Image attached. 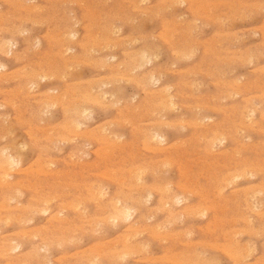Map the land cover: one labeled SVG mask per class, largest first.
Wrapping results in <instances>:
<instances>
[{"label": "rangeland", "instance_id": "rangeland-1", "mask_svg": "<svg viewBox=\"0 0 264 264\" xmlns=\"http://www.w3.org/2000/svg\"><path fill=\"white\" fill-rule=\"evenodd\" d=\"M66 1L0 0V264H264V0Z\"/></svg>", "mask_w": 264, "mask_h": 264}, {"label": "bare ground", "instance_id": "bare-ground-1", "mask_svg": "<svg viewBox=\"0 0 264 264\" xmlns=\"http://www.w3.org/2000/svg\"><path fill=\"white\" fill-rule=\"evenodd\" d=\"M17 1H18V0H17ZM65 1H66V0H65ZM108 1H109V0H108ZM172 1H173V0H172ZM176 1H177V0H176ZM180 1H181V0H179V2H180ZM222 1H223V0H222ZM222 1H221V2H222ZM20 2H21V1H20ZM34 2H35V1H34ZM54 2H55V1H54ZM66 2H67V1H66ZM80 2H81V0H80ZM83 2H84V1H83ZM136 2H137V1H136ZM140 2H141V0H140ZM181 2H182V1H181ZM192 2L194 3V1H192ZM30 3H31V2H30ZM96 3H97V2H96ZM103 3H104V1H103ZM134 3H135V2H134ZM142 3H143V2H142ZM177 3H178V2H177ZM182 3H184V2H182ZM222 3H223V2H222ZM222 3H221V4H222ZM76 4H78V3H76ZM98 4H99V3H98ZM105 4H106V3H105ZM122 4L124 5V3H122ZM172 4H173V3H172ZM172 4H171V5H172ZM174 4H175V2H174ZM218 4H220L219 1H218ZM263 4H264V3H263ZM58 5H59V4H58ZM62 5H63V4H62ZM95 5H96V4H95ZM101 5H102V4H101ZM138 5H139V4H138ZM138 5H137V6H138ZM165 5H166V4H165ZM168 5H169V4H168ZM171 5H169V6H170L171 8H174V7H172ZM213 5H214V2H213ZM216 5H217V3H216ZM77 6H79V5H77ZM258 6H259V5H258ZM262 6H263V5H262ZM34 7H35V6H34ZM88 7H89V5H88ZM160 7H161V6H160ZM215 7H216V6H215ZM45 8H46V7H45ZM68 8H69V7H68ZM83 8H85V7H83ZM208 8H209V7H208ZM228 8H229V7H228ZM251 8H252V7H251ZM30 9H31V7H30ZM37 9H38V8H37ZM168 9H169V8H168ZM168 9H167V10H168ZM142 10H143V9H142ZM145 10H147V9H145ZM145 10H143V11H145ZM151 10H152V9H151ZM163 10H164V9H163ZM165 10H166V9H165ZM173 10H174V9H173ZM214 10H215V8H214ZM246 10H248V9H246ZM255 10H256V9H255ZM259 10H260V8H259ZM33 11H34V9H33ZM95 11H96V10H95ZM107 11H108V10H107ZM119 11H120V10H119ZM205 11H206V10H205ZM145 12H147V11H145ZM93 13H94V10H93ZM168 13H169V12H168ZM255 13H256V12H255ZM13 14H14V13H13ZM91 14H92V13H91ZM98 14H99V13H98ZM136 14H137V13H136ZM256 14H257V13H256ZM7 15H8V14H7ZM37 15H38V14H37ZM73 15H74V14H73ZM204 15H205V14H204ZM225 15H226V14H225ZM249 15H250V14H249ZM0 16H1V15H0ZM5 16H6V15H5ZM145 16H146V15H144V17H145ZM152 16H153V14H152ZM155 16H156V15H155ZM181 16H182V15H181ZM213 16H214V15H213ZM220 16H221V15H220ZM233 16H234V14H233ZM259 16H260V15H259ZM73 17H74V16H73ZM95 17H97V15H95ZM98 17H99V15H98ZM103 17H104V15H103ZM137 17H139V16H137ZM215 17H216V16H215ZM234 17H235V16H234ZM244 17H245V15H244ZM75 18H76V17H75ZM83 18H85V17H83ZM109 18H110V17H109ZM154 18H155V17H154ZM213 18H214V17H213ZM229 18H230V17H229ZM0 19H1V18H0ZM69 19H70V18H69ZM99 19H100V18H99ZM138 19H139V18H138ZM211 19H212V18H211ZM82 20H84V19H82ZM88 20H89V19H88ZM119 20H120V19H119ZM204 20H205V19H204ZM207 20H208V19H207ZM214 20H216V18H215ZM219 20H220V19H219ZM226 20H227V19H226ZM226 20H225V21H226ZM250 20H251V19H250ZM2 21H3V20H2ZM19 21H20V19H19ZM51 21H52V20H51ZM51 21H50V22H51ZM72 21H73V20H72ZM72 21H71V22H72ZM135 21H137V20H135ZM150 21H151V20H150ZM240 21H241V20H240ZM59 22H60V21H59ZM94 22H95V21H94ZM101 22H103V21H101ZM104 22H105V21H104ZM127 22H128V21H127ZM133 22H134V21H133ZM138 22H139V20L137 21V23H138ZM42 23H43V22H41V24H42ZM121 23H122V22H121ZM131 23H132V22H131ZM148 23H149V22H148ZM174 23H175V22H174ZM195 23H196V22H195ZM219 23H220V21H219ZM221 23H222V22H221ZM228 23H229V22H228ZM33 24H34V23H33ZM76 24H77V23H76ZM98 24H99V23H98ZM98 24H97V25H98ZM24 25H25V24H24ZM31 25H32V24H31ZM78 25H79V24H78ZM117 25H118V27H119V24H117ZM124 25H125V24H124ZM179 25H180V24H179ZM220 25H221V24H220ZM17 26H18V25H17ZM89 26H90V25H89ZM98 26H99V25H98ZM101 26H102V25H101ZM107 26H108V25H107ZM111 26H112V24H111ZM115 26H116V24H115ZM180 26H181V25H180ZM85 27H87V26H85ZM92 27H93V26H92ZM116 27H117V26H116ZM116 27H115V28H116ZM177 27H178V26H177ZM205 27H206V26H205ZM67 28H68V27H67ZM72 28H73V27H72ZM110 28H111V27H110ZM110 28H108V29H110ZM135 28H136V26H135ZM181 28H182V26H181ZM191 28H192V27H191ZM226 28H227V27H226ZM228 28H229V27H228ZM232 28H233V27H232ZM18 29H19V28H18ZM85 29H86V28H85ZM88 29H89V28H88ZM111 29H112V28H111ZM116 29H117V28H116ZM116 29H114V31H115ZM230 29H231V28H230ZM249 29H250V28H249ZM254 29H255V28H254ZM28 30H29V29H28ZM28 30H27V31H28ZM134 30H135V29H134ZM138 30H139V29H138ZM222 30H223V29H222ZM67 31H68V30H67ZM86 31H87V30H86ZM242 31H243V30H242ZM48 32H49V31H48ZM69 32H72V31H69ZM112 32H113V31H112ZM120 32H121V31H120ZM136 32H137V31H136ZM161 32H162V31H161ZM251 32H252V31H251ZM64 33H66V32H64ZM93 33H94V32H93ZM102 33H103V32H102ZM106 33H107V32H106ZM118 33H119V32H118ZM121 33H122V32H121ZM170 33H171V32H170ZM170 33H169V34H170ZM186 33H187V32H186ZM200 33H201V32H200ZM68 34H69V33H68ZM72 34H73V36H72V35H71V36L74 38V37H75V36H74V35H75L74 32H73ZM76 34H77V33H76ZM111 34H112V33H111ZM114 34H115V33H114ZM116 34H117V32H116ZM132 34H133V33H132ZM134 34H135V33H134ZM65 35H66V34H65ZM94 35H95V34H94ZM94 35H93V36H94ZM100 35H101V33H100ZM156 35H157V34H156ZM213 35H214V34H213ZM71 36H70V38H71ZM93 36H92V37H93ZM111 36H112V35H111ZM139 36H140V35H139ZM158 36H159V35H158ZM161 36H162V34H161ZM201 36H202V35H201ZM234 36H235V35H234ZM68 37H69V36H68ZM112 37H114V36H112ZM129 37H130V35H129ZM136 37H137V36H136ZM142 37H143V36H142ZM165 37H166V35H165ZM236 37H237V36H236ZM94 38H95V37H94ZM122 38H123V37H122ZM168 38H169V37H168ZM172 38H173V37H172ZM71 39H72V38H71ZM109 39H110V38H108V40H109ZM123 39H124V38H123ZM160 39H161V38H160ZM166 39H167V38H166ZM170 39H171V38H170ZM219 39H220V38H219ZM58 40H59V39H58ZM117 40H118V39H117ZM134 40H135V39H134ZM162 40H163V39H162ZM172 40H173V39H172ZM209 40H210V39H209ZM92 41H93V40H92ZM94 41H96V40H94ZM104 41H105V40H104ZM177 41H178V40H177ZM229 41H230V40H229ZM108 42H109V41H108ZM119 42H120V41H119ZM165 42H166V41H165ZM165 42H164V43H165ZM62 43H63V42H62ZM75 43H77V42H75ZM92 43H94V42H92ZM103 43H104V42H103ZM111 43H112V41H111ZM115 43H116V42H115ZM117 43H118V42H117ZM170 43H171V42H170ZM5 44H8V42H5L4 45H5ZM35 44H36V43H35ZM37 44H38V43H37ZM79 44H80V43H79ZM99 44H100V43H99ZM104 44H105V43H104ZM113 44H114V43H113ZM119 44H120V43H119ZM127 44H128V43H127ZM218 44H219V42H218ZM11 45H12V43H11ZM121 45H122V44H121ZM130 45H132V44L130 43ZM134 45H135V43H134ZM215 45H217V44H215ZM215 45H214V46H215ZM8 46H9V45H8ZM71 46H72V45H71ZM98 46H99V45H98ZM109 46H110V45H109ZM143 46H144V45H143ZM143 46H142V47H143ZM2 47H3V46H2ZM5 47H6V46H5ZM5 47H4V48H5ZM107 47H108V46H107ZM111 47H112V46H111ZM115 47H116V46H115ZM117 47H118V46H117ZM119 47H120V46H119ZM125 47H126V46H125ZM229 47H230V46H229ZM97 48H99V47H97ZM129 48H130V47H129ZM64 49H65V48H64ZM64 49H63V50H64ZM85 49H86V48H85ZM91 49H92V48H91ZM95 49H96V48H95ZM111 49H112V48H111ZM159 49H160V48H159ZM229 49H230V48H229ZM69 50H70V49H69ZM155 50H156V49H155ZM2 51H3V50H2ZM4 51H5V50H4ZM65 51H66V50H65ZM93 51H94V50H93ZM101 51H102V50H101ZM107 51H108V50H107ZM109 51H110V50H109ZM140 51H141V48H140ZM190 51H191V50H190ZM215 51H216V50H215ZM27 52H28V51H27ZM130 52H131V51H130ZM137 52H138V51H137ZM141 52H142V51H141ZM58 53H59V52H58ZM58 53H57V54H58ZM87 53H88V51H87ZM89 53H91V52H89ZM143 53H144V51H143ZM145 53H146V51H145ZM214 53H215V52H214ZM64 54H66V53H63V55H64ZM79 54H80V53H79ZM82 54H83V53H82ZM98 54H99V52H98ZM100 54H101V53H100ZM139 54H140V55L137 56L138 59L136 58L137 62H136V60H135V62H136L135 64H137V63L139 62L138 60H140L142 57H144V58H142V59H145V55H142V57L139 58V57L141 56V53H139ZM151 54H152V53H151ZM187 54H189V53H187ZM196 54H197V53H196ZM1 55H2V54H1ZM7 55H8V54H7ZM19 55H20V54H19ZM21 55H22V54H21ZM60 55H61V54H60ZM193 55H194V53H193ZM82 56H83V55H82ZM90 56H92V55H90ZM123 56H124V55H123ZM154 56H155V55H154ZM171 56H172V55H171ZM254 56H255V55H254ZM257 56H258V55H257ZM176 57H177V55H176ZM183 57H184V56H183ZM247 57H248V56H247ZM252 57H253V56H252ZM106 58H107V57H106ZM106 58H105V59H106ZM112 58H113V57H112ZM116 58H117V57H116ZM134 58H135V56H134ZM152 58H153V57H152ZM172 58H173V57H172ZM185 58H186V57H185ZM189 58H190V57H189ZM189 58H188V59H189ZM232 58H233V57H232ZM258 58H259V57H258ZM103 59H104V58H103ZM142 59H141V60H142ZM148 59H150V55L148 56ZM148 59H147V61H149ZM178 59H179V57H178ZM254 59H255V58H254ZM106 60H107V59H106ZM145 60H146V59H145ZM145 60H143V61H145ZM153 60H154V59H153ZM182 60H183V59H182ZM242 60H243V59H242ZM245 60H246V58H245ZM258 60H259V59H258ZM258 60H257V61H258ZM76 61H77V60H76ZM95 61H97V60H95ZM108 61H109V60H108ZM126 61H127V60H126ZM147 61H145V62H143V63H146ZM154 61H155V60H154ZM157 61H158V60H157ZM183 61H184V60H183ZM83 62H84V61H83ZM91 62H93V61H91ZM103 62H104V61H103ZM140 62H142V61H140ZM223 62H224V61H223ZM76 63H77V62H76ZM84 63H85V62H84ZM147 63H148V62H147ZM153 63H154V62H153ZM177 63H178V62H177ZM182 63H183V62H182ZM242 63H243V62H242ZM104 64H105V63H104ZM221 64H222V63H221ZM2 65H3V64H2ZM2 65H0V70H4V69H5V67L2 66ZM12 65H13V64H12ZM71 65H72V64H71ZM76 65H78V64H76ZM118 65H119V64H118ZM131 65H132V64H131ZM133 65H134V64H133ZM171 65H172V64H171ZM228 65H229V64H228ZM66 66H67V65H66ZM96 66H97V65H96ZM136 66H137V65H136ZM136 66H133V68L136 67ZM140 66H142V64H141ZM249 66H250V65H249ZM30 67H31V66H30ZM73 67H74V66H73ZM89 67H90V66H89ZM119 67H120V66H119ZM137 67L139 68V65H138ZM137 67H136V68H137ZM240 67H241V64H240ZM76 68H77V66H76ZM78 68H79V67H78ZM90 68H91V67H90ZM96 68H98V67H96ZM102 68H103V66H102ZM141 68H142V67H141ZM21 69H22V68H21ZM80 69H81V67H80ZM134 69H135V68H134ZM5 70H6V69H5ZM5 70H4V71H5ZM121 70H122V69H121ZM138 70H139V69H138ZM70 71H71V70H70ZM70 71H68V72H70ZM72 71H73V70H72ZM96 71H97V69H96ZM123 71H124V70H123ZM139 71H140V70H139ZM214 71H215V70H214ZM76 72H77V69H76ZM130 72H131V71H130ZM157 72H158V71H157ZM18 73H19V72H18ZM122 73H123V72H122ZM122 73H120V74H122ZM154 73H155V72H154ZM154 73L152 72L151 74H154ZM5 74H6V73H5ZM37 74H38V73H37ZM61 74H62V73H61ZM61 74H60L59 76H61ZM145 74H146V73H145ZM156 74H157V73H156ZM164 74H167V73H163V75H164ZM193 74H194V73H193ZM208 74H209V72H208ZM231 74H232V73H231ZM31 75H32V74H31ZM39 75H40V73H39L37 76H39ZM44 75H45V74H44ZM67 75H68V74H67ZM67 75H66V76H67ZM69 75H70V74H69ZM77 75H78V74H77ZM12 76H13V75H12ZM12 76H11V77H12ZM29 76H30V74H29ZM47 76H48V75H47ZM62 76H63V75H62ZM91 76H92V75H91ZM120 76H122V75H120ZM130 76H131V75H129V77H130ZM136 76H137V75H136ZM188 76H189V75H188ZM206 76H207V75H206ZM225 76H226V75H225ZM22 77H23V76H22ZM30 77H31V76H30ZM45 77H46V75H45ZM73 77H74V76H73ZM79 77H80V76H79ZM103 77H104V76H103ZM111 77H112V76H111ZM117 77H118V76H117ZM126 77H127V76H126ZM150 77H151V75H150ZM193 77H194V76H193ZM229 77H230V76H229ZM240 77H241V76H240ZM34 78H35V77H34ZM39 78H41V77H39ZM46 78H47V77H46ZM58 78H59V77H58ZM64 78H65V77H64ZM64 78H63V79H64ZM66 78H68V77H66ZM70 78H71V77H70ZM105 78H106V77H105ZM108 78H109V77H108ZM119 78H120V77H119ZM148 78H149V77H148ZM152 78H154V76H153ZM226 78H227V77H226ZM9 79H10V78H9ZM44 79H45V78H44ZM92 79H93V78H92ZM122 79L125 80V78H122ZM126 79H128V78H126ZM150 79H151V78H149V80H148L149 82H148V83H150V81L153 80V79H151V80H150ZM154 79H155V78H154ZM16 80H17V79H16ZM33 80H34V79H33ZM89 80H90V79H89ZM103 80H104V79H103ZM115 80H116V79H115ZM115 80H114V81H115ZM128 80H129V79H128ZM134 80H135V79H134ZM144 80H145V79H144ZM160 80H161V79H160ZM8 81H10V80H8ZM35 81H36V80H35ZM42 81H43V80H42ZM100 81H101V80H100ZM109 81H110V78H109ZM136 81H137V80H136ZM155 81H156V80H155ZM155 81H154V82H155ZM157 81H158V78H157ZM12 82H13V81H12ZM36 82H37V81H36ZM46 82H47V80H46ZM80 82H81V81H80ZM80 82H79V83H80ZM91 82H92V81H91ZM124 82H125V81H124ZM160 82H161V81H160ZM160 82H159V83H160ZM186 82H187V81H186ZM32 83H33V82H32ZM39 83H40V81H39ZM73 83H74V82H73ZM79 83H78V84H79ZM99 83H100V82H99ZM120 83H121V82H120ZM129 83H130V82H129ZM192 83H193V81H192ZM196 83H197V82H196ZM29 84H30V83H29ZM29 84H28V85H29ZM116 84H117V82H116ZM116 84H115V85H116ZM188 84H189V83H188ZM30 85H31V84H30ZM34 85H35V84H34ZM37 85H38V84H37ZM39 85H40V84H39ZM103 85H104V83H103ZM103 85H102V86H103ZM118 85H119V83H118ZM118 85H116V86H118ZM150 85H151V83H150ZM150 85H149V86H150ZM154 85H155V84H154ZM184 85H185V84H184ZM190 85H191V84H190ZM106 86H107V85H106ZM119 86H120V85H119ZM119 86H118V87H119ZM192 86H193V85H192ZM206 86H207V85H206ZM88 87H89V86H88ZM88 87H87V88H88ZM118 87H117V88H118ZM237 87H238V86H237ZM90 88H91V87H90ZM90 88H89V89H90ZM161 88H163V87H161ZM168 88H169V87H168ZM189 88H190V86H189ZM214 88H215V87H214ZM16 89H18V88H16ZM30 89H31V87H30ZM35 89H36V88H35ZM54 89H55V88H54ZM119 89H121V88H119ZM158 89H159V88H158ZM165 89H166V88H165ZM217 89H218V88H217ZM19 90H20V89H19ZM47 90H48V89H47ZM75 90H76V89H75ZM90 90H91V89H90ZM161 90H163V89H161ZM77 91H78V90H77ZM92 91H93V90H92ZM92 91H91V93H92ZM119 91H120V90H119ZM49 92H51V91H49ZM87 92H90V91H87ZM114 92H115V91H114ZM114 92H113V93H114ZM162 92H164V91H162ZM166 92H167V91H165V94H166ZM192 92H193V91H192ZM197 92H198V91H197ZM46 93H47V92H46ZM79 93H80V92H79ZM159 93H160V90H159ZM193 93H194V92H193ZM14 94H15V93H14ZM48 94H49V93H48ZM61 94H63V93H61ZM103 94H104V93H103ZM234 94H235V93H234ZM240 94H241V93H240ZM74 95H75V94H74ZM91 95H92V94H91ZM97 95H98V94H97ZM112 95H113V94H112ZM228 95H229V94H228ZM237 95H238V94H237ZM245 95H246V94H245ZM263 95H264V94H263ZM59 96H60V95H59ZM95 96H96V95H95ZM99 96H100V94H99ZM107 96H108V95H107ZM164 96H166V95H164ZM185 96H186V95H185ZM258 96H259V95H258ZM97 97H98V96H97ZM134 97H135V96H134ZM162 97H163V95H162ZM172 97H173V96H172ZM247 97H248V96H247ZM252 97H253V96H252ZM74 98H75V96H74ZM113 98H114V97H113ZM174 98H175V97H174ZM259 98H260V97H259ZM259 98H258V99H259ZM263 98H264V97H263ZM79 99H80V98H79ZM110 99H111V98H110ZM163 99H165V98H163ZM166 99H167V98H166ZM170 99H171V98H169L168 101H170ZM218 99H220V98H218ZM231 99H232V98H231ZM260 99H261V98H260ZM97 100H98V99H97ZM97 100H95V101H97ZM100 100H102V99H100ZM100 100H99V102H100ZM105 100H106V99H105ZM119 100H120V99H119ZM132 100H133V99H132ZM181 100H182V99H181ZM211 100H212V99H211ZM245 100H248V99H245ZM81 101H82V100H81ZM168 101H167V102H168ZM214 101H215V100H214ZM225 101H226V100H225ZM250 101H251V100H250ZM250 101H248V102H250ZM262 101H263V100H262ZM79 102H80V101H79ZM104 102H105V101H104ZM125 102H126V101H125ZM171 102H172V101H171ZM218 102H219V101H218ZM220 102H221V101H220ZM5 103H6V102H5ZM8 103H9V102H8ZM46 103H47V101H46ZM59 103H60V102H59ZM168 103H169V102H168ZM205 103H206V102H205ZM251 103H252V102H251ZM9 104H10V103H9ZM82 104H83V103H82ZM96 104H97V103H96ZM106 104H107V103H106ZM112 104L114 105V103H112ZM169 104L171 105V103H169ZM172 104H173V103H172ZM253 104H254V103H253ZM99 105H100V104H99ZM104 105H105V104H104ZM107 105H109V104H107ZM107 105H106V106H107ZM110 105H111V104H110ZM49 106H50V105H49ZM77 106H78V105H77ZM106 106H105V107H106ZM138 106H139V104H138ZM138 106H136V107H138ZM258 106H259V105H258ZM260 106H261V104H260ZM50 107H51V106H50ZM50 107H48V108H50ZM102 107H103V103H102ZM110 107H112V106H110ZM255 107H256V106H255ZM255 107H254V108H255ZM28 108H29V107H28ZM54 108H55V107H54ZM82 108H83V107H82ZM114 108H115V107H114ZM141 108H142V107H141ZM159 108H160V107H159ZM159 108H158V109H159ZM163 108H164V107H163ZM179 108H180V107H179ZM198 108H199V107H198ZM73 109H75V108H73ZM84 109H85V108H84ZM150 109H151V108H150ZM158 109H157V110H158ZM168 109H169L170 111H168V110H167V111H168L169 113H171V108L168 107ZM172 109H173V108H172ZM45 110H46V109H45ZM52 110H53V109H52ZM128 110H129V109H128ZM136 110H137V109H136ZM200 110H201V109H199V111H200ZM207 110H208V109H207ZM218 110H219V109H218ZM82 111H83V110H82ZM164 111H165V110H164ZM172 111H173V110H172ZM188 111H189V110H188ZM245 111H246V110H244V112H245ZM45 112H46V111H45ZM49 112H50V110H49ZM51 112H52V111H51ZM51 112H50V113H51ZM73 112H74V111H73ZM76 112H77V111H76ZM79 112H81V110H80V111L78 110V113H79ZM83 112H85V111H83ZM152 112H154V111H152ZM162 112H163V110H162ZM205 112H207V111H205ZM246 112L248 113V111H246ZM252 112H253V111H252ZM86 113H87V112H86ZM163 113H164V112H163ZM216 113H217V112H216ZM233 113H234V112H233ZM250 113H251V111H250ZM80 114H82V113H79V115H80ZM160 114H161V113H160ZM166 114H167V113H166ZM193 114H194V113H193ZM245 114H246V113H245ZM248 114H249V113H248ZM248 114H247V116H248ZM253 114H254V113H253ZM23 115H24V114H23ZM23 115H22V116H23ZM68 115H69V113H68ZM79 115H77V116H79ZM84 115H85V114H84ZM87 115H88V114H87ZM151 115H152V114H151ZM161 115H162V114H161ZM161 115H160V116H161ZM195 115H196V114H195ZM250 115H251V114H250ZM4 116H5V115H4ZM56 116H57V115H56ZM70 116H71V115H70ZM132 116H133V115H132ZM158 116H159V114H158ZM247 116H245V117H247ZM259 116H260V115H259ZM43 117H44V116H43ZM51 117H52V116H51ZM68 117H69V116H68ZM75 117H76V116H75ZM90 117H91V115H90ZM145 117H146V116H145ZM148 117H149V116H148ZM148 117H147V118H148ZM161 117H162V116H161ZM165 117H166V116H165ZM165 117H164V118H165ZM180 117H181V116H180ZM183 117H184V115H183ZM192 117H193V116H192ZM192 117H191V118H192ZM194 117H195V116H194ZM250 117H251V116H250ZM40 118H41V117H40ZM44 118H45V117H44ZM85 118H86V116H85ZM204 118H205V117H204ZM210 118H211V117H210ZM247 118H249V117H247ZM260 118H261V117H260ZM49 119H51V118H49ZM70 119H71V117H70ZM90 119H91V118H90ZM144 119H145V118H144ZM144 119H143V120H144ZM174 119H175V118H174ZM42 120H44V119L42 118ZM195 120H196V119H195ZM125 121H126V120H125ZM158 121H159V120H158ZM160 121H161V120H160ZM160 121H159V122H160ZM176 121H177V120H176ZM180 121H181V120H180ZM226 121H228V120H226ZM251 121H252V120H251ZM78 122H79V121H78ZM114 122H115V121H114ZM114 122H113V123H114ZM117 122H119V121H117ZM177 122H178V121H177ZM182 122H183V121H182ZM185 122H186V121H185ZM193 122H194V121H193ZM242 122H243V121H242ZM10 123H11V122H10ZM49 123H50V122H49ZM74 123H75V122H74ZM107 123H108V122H107ZM151 123H152V122H151ZM151 123H150V124H151ZM161 123H162V122H161ZM161 123H160V124H161ZM173 123H174V122H173ZM188 123H189V122H188ZM222 123H223V122H222ZM28 124H29V123H28ZM72 124H73V123H72ZM75 124H76V123H75ZM86 124H87V123H86ZM108 124L111 125L110 123H108ZM114 124H116V123H114ZM114 124H113V125H114ZM144 124H148V123L145 122ZM169 124H170V123H169ZM174 124H175V123H174ZM180 124H181V123H180ZM201 124H202V123H201ZM211 124H212V123H211ZM220 124H221V123H220ZM46 125H47V124H46ZM48 125H49V124H48ZM70 125H71V124H70ZM113 125H112V126H113ZM123 125H124V124H123ZM162 125H163V124H162ZM182 125H183V124H182ZM192 125H193V124H192ZM214 125H215V124H214ZM242 125H243V124H242ZM3 126H5V125H3ZM156 126H157V125H156ZM172 126H174V125H172ZM175 126H176V125H175ZM177 126H179V125H177ZM187 126H188V125H187ZM218 126H219V124H218ZM250 126H251V125H250ZM101 127H102V126H101ZM120 127H121V126H120ZM157 127H159V126H157ZM170 127H171V126H170ZM170 127H168V128H170ZM181 127H182V126H181ZM181 127H178V128H181ZM205 127H206V126H205ZM209 127H210V126H209ZM251 127H252V126H251ZM1 128H2V127H1ZM150 128H151V127H150ZM153 128H156V127H153ZM153 128H152V129H153ZM165 128H166V127H165ZM173 128H174V127H172V129H173ZM207 128H208V127H207ZM211 128H212V127H211ZM42 129H43V128H42ZM51 129H52V128H51ZM142 129H143V128H142ZM170 129H171V128H170ZM245 129H246V128H245ZM52 130H53V129H52ZM52 130H51V131H52ZM72 130H73V128H72ZM112 130H113V129H112ZM153 130H154V129H153ZM161 130H162V129H161ZM177 130H178V129H177ZM184 130H185V129H184ZM251 130H252V129H251ZM9 131H10V130H9ZM9 131H8V133L11 132V131H10V132H9ZM14 131H15V130H14ZM53 131H54V130H53ZM67 131H68V130H67ZM147 131H148V130H147ZM151 131H152V130H151ZM155 131H156V130H155ZM236 131H237V130H236ZM241 131H242V130H241ZM252 131H253V130H252ZM49 132H50V131H49ZM100 132H101V131H100ZM100 132H99V133H100ZM181 132H182V130H181ZM199 132H200V131H199ZM221 132H223V131H221ZM243 132H244V131H243ZM46 133H47V132H46ZM46 133H45V134H46ZM146 133H147V132H146ZM154 133H155L154 131H153V133H151V140H153V141H154V140H155V141L157 140V141H160V142H161V141L163 140V137L160 136V134H158V133H156V134H154ZM159 133H160V132H159ZM206 133H207V132H206ZM249 133H250V132H249ZM49 134H50V133H49ZM68 134H69V133H68ZM70 134H71V133H70ZM76 134H77V133H76ZM76 134H75V135H76ZM121 134H122V133H121ZM149 134H150V133H149ZM237 134H238V133H237ZM26 135H27V134H26ZM30 135H31V134H30ZM73 135H74V134H73ZM115 135H116V134H115ZM201 135H202V134H201ZM204 135H205V134H204ZM213 135H214V136H215V135L218 136L217 131H216L215 134H213ZM219 135H220V134H219ZM242 135H243V134H242ZM117 136H118V135H117ZM122 136H123V135H122ZM147 136H148V135H147ZM205 136H206V135H205ZM246 136H247V135H246ZM18 137H19V136H18ZM28 137H29V136H28ZM118 137H119V136H118ZM212 137H213V136H212ZM221 137H223V136H221ZM15 138H16V137H15ZM34 138H35V137H34ZM57 138H58V137H57ZM71 138H72V137H71ZM78 138H80V137H78ZM105 138H106V137H105ZM121 138H123V137H121ZM213 138H216V137H213ZM218 138H219V139H218ZM218 138H216V139H218L220 142L223 140V139L220 140V136H218ZM232 138H233V137H232ZM249 138H251V137H249ZM68 139H69V141H70V138H69V137H68ZM88 139H89V138H88ZM109 139H110V138H109ZM119 139H120V137H119ZM147 139H148V138H147ZM196 139L198 140V138H196ZM216 139H214V140H216ZM56 140H57V139H56ZM56 140H55V141H56ZM59 140H61V139H59ZM64 140H65V138H64ZM64 140H63V141H64ZM135 140H137V139L135 138ZM212 140H213V139H211L210 144H211ZM214 140H213V143L216 142V144H217V141H218V140H216L215 142H214ZM52 141H53V140H52ZM110 141H111V140H110ZM142 141H144V140H142ZM146 141H147V140H146ZM165 141H166V140H165ZM176 141H177V140H176ZM228 141H229V140H228ZM238 141H239V140H238ZM12 142H13V141H12ZM70 142H71V141H70ZM98 142H100V141L98 140ZM162 142H163V141H162ZM196 142H198V141H196ZM103 143H104V142H103ZM146 143H147V142H146ZM148 143H149V142H148ZM172 143H174V142H172ZM188 143H189V142H188ZM221 143H222V142H221ZM19 144H20V143H19ZM52 144H53V143H52ZM85 144H86V143H85ZM159 144H160V143H159ZM161 144H163V143H161ZM178 144H179V143H178ZM178 144H177V145H178ZM61 145H62V144H61ZM65 145H66V144H65ZM143 145H144V142H143ZM145 145H148V144H145ZM184 145H185V144H184ZM213 145H215V144H212V146H213ZM16 146L18 147V145H16ZM62 146H63V145H62ZM105 146H107V144H105ZM105 146H104V147H105ZM116 146H117V145H116ZM171 146H172V145H171ZM6 147H7V146H6ZM21 147H22V146H21ZM21 147H20V148H21ZM176 147H177V146H176ZM193 147H194V145H193ZM3 148H4V147H3ZM145 148H146V147H145ZM159 148H161V147L159 146ZM164 148H165V147H164ZM209 148H210V147H209ZM234 148H235V147H234ZM161 149H162V148H161ZM185 149H186V148H185ZM239 149H240V148H239ZM239 149H238V150H239ZM243 149H244V148H243ZM2 150H3V149H2ZM21 150H23V149H21ZM24 150H25V149H24ZM39 150H40V149H39ZM84 150H85V149H84ZM152 150H153V149H152ZM235 150H237V149H235ZM245 150H246V149H245ZM6 151H7V150H6ZM100 151H101V149H100ZM104 151H105V150H104ZM106 151H107V150H106ZM116 151H117V150H116ZM155 151H156V150H155ZM226 151H227V150H226ZM0 152H1V151H0ZM15 152H16V151H15ZM83 152H84V151H83ZM111 152H112V151H111ZM151 152H152V151H151ZM184 152H185V151H184ZM227 152H228V151H227ZM11 153H12V152H11ZM191 153H192V152H191ZM198 153H199V152H198ZM3 154H4V151H3V153H1V155H3ZM94 154H95V153H94ZM110 154L112 155V153H110ZM140 154H141V153H140ZM237 154H238V153H237ZM259 154H260V153H259ZM79 155H80V154H79ZM99 155H100V154H99ZM114 155H115V154H114ZM6 156H7V155H6ZM16 156H17V155H16ZM95 156H96V154H95ZM100 156H101V155H100ZM131 156H132V155H130V157H131ZM190 156H191V155H190ZM222 156H224V154H223ZM83 157H84V156H83ZM196 157H197V156H196ZM0 158H1V157H0ZM2 158H3V157H2ZM80 159H82V158H80ZM176 159H177V158H176ZM178 159H179V158H178ZM196 159H197V158H196ZM6 160H8V162H6ZM6 160H5V162L3 161V163H7L8 166H10L9 169L12 168L11 165H15V166H16V165L18 164V161H17V160H14L12 157L7 158ZM159 160H161V159H159ZM205 160H206V159H205ZM198 161H199V160H198ZM241 161H242V160H241ZM51 162H52V161H51ZM171 162H172V161H171ZM163 163H164V162H163ZM169 163H170V162H169ZM0 164H1V163H0ZM201 164H202V163H201ZM30 165H31V164H30ZM88 165H89V163H88ZM244 165H246V164H244ZM6 166H7V165H6ZM6 166H5V168H6ZM43 166H44V164H43ZM150 166H151V165H150ZM1 167H2V166H1ZM29 167H30V166H29ZM158 167H159V166H158ZM232 167H233V166H232ZM5 168H3V170H4ZM139 168H140V166H139ZM165 168H166V167H165ZM29 169H30V168H29ZM29 169H28L27 171H29ZM36 169H37V168H36ZM134 169H135V168H134ZM137 169H138V168H137ZM224 169H225V168H224ZM245 169H246V168H245ZM255 169H256V168H255ZM0 170H1V169H0ZM13 170H14V169H13ZM25 170H26V169H25ZM30 170H31V169H30ZM32 170H33V169H32ZM106 170H107V169H106ZM155 170H156V169H154V171H155ZM157 170H158V169H157ZM157 170H156V171H157ZM202 170H203V169H202ZM241 170H242V169H241ZM250 170H251V169H250ZM8 171H9V170H8ZM133 171H135V170H133ZM166 171H167V169H166ZM187 171H188V170H187ZM205 171H206V170H205ZM248 171H249V170H248ZM248 171H247V172H248ZM252 171H253V170H252ZM13 172H15V171H13ZM13 172H12V173H13ZM49 172H50V171H49ZM49 172H47V173H49ZM56 172H57V171H56ZM83 172H86V171H83ZM83 172H82V173H83ZM130 172H131V171H130ZM177 172H178V171H177ZM190 172H191V171H190ZM201 172H202V171H201ZM244 172H245V171H244ZM244 172H243V173H244ZM8 173H9V172H8ZM20 173H22V172H20ZM37 173H38V171H37ZM139 173H141V172H139ZM152 173H153V172H152ZM243 173H242V175H244ZM2 174H3V173H2ZM39 174H41V173H39ZM55 174H56V173H55ZM104 174H105V173H104ZM131 174H132V173H131ZM131 174H130V176H131ZM159 174H160V173H159ZM161 174H162V173H161ZM200 174H201V173H200ZM238 174H239V173H238ZM93 175H94V174H93ZM105 175H106V174H105ZM164 175H166V174L164 173ZM211 175H212V174H211ZM232 175H233V173H232ZM239 175H240V174H239ZM251 175H252V174H251ZM255 175H256V174H255ZM1 176H2V175H1ZM1 176H0V180H1ZM5 176L7 177V175H5ZM8 176H9V174H8ZM27 176H28V174H27ZM29 176H30V175H29ZM130 176H129V177H130ZM152 176H154V175H152ZM188 176H189V175H188ZM190 176H191V175H190ZM194 176H195V175H194ZM199 176H200V175H199ZM237 176H238V175H237ZM116 177H117V176H116ZM143 177H144V176H143ZM185 177H186V176H185ZM200 177H202V176H200ZM213 177H214V176H213ZM215 177H216V176H215ZM227 177H228V176H227ZM243 177H244V176H243ZM109 178H110V177H109ZM237 178H238V177H237ZM244 178H245V177H244ZM248 178H249V177H248ZM97 179H98V178H97ZM106 179H107V178H106ZM156 179H157V178H156ZM195 179H196V177H195ZM250 179H251V178H250ZM253 179H254V178H253ZM6 180H7V179H6ZM115 180H116V179H115ZM124 180H125V179H124ZM190 180H191V179H190ZM232 180H233V179H232ZM130 181H131V180H130ZM133 181H134V180H133ZM167 181H169V180H167ZM184 181H185V180H184ZM236 181H237V180H236ZM1 182H2V181H1ZM101 182H102V181H101ZM2 183H3V182H2ZM19 183H20V182H19ZM136 183H137V182H136ZM163 183L165 184V182H163ZM206 183H207V182H206ZM0 184H1V183H0ZM3 184H4V183H3ZM20 184H21V183H20ZM20 184H19V185H20ZM33 184H34V183H33ZM118 184H119V183H118ZM216 184H217V183H216ZM6 185H8L7 182H6ZM11 185H12V184H11ZM17 185H18V184H17ZM30 185H31V184H30ZM189 185H190V184H189ZM194 185H195V184H194ZM194 185H193V186H194ZM15 186H16V185H15ZM26 186H27V185H26ZM138 186H139V185H138ZM220 186H221V185H220ZM220 186H219V188H221ZM225 186H227V185H225ZM29 187H30V186H29ZM69 187H70V186H69ZM89 187H90V186H89ZM143 187H144V186H143ZM164 187H167L166 184L163 186V188H164ZM215 187H216V186H215ZM103 188H105V187H103ZM135 188H136V187H135ZM152 188H153V187H152ZM160 188H162V187H160ZM163 188H162V189H163ZM208 188H209V187H208ZM248 188H249V187H248ZM28 189H30V188H28ZM127 189H128V188H127ZM148 189H149V188H148ZM179 189H180V188H179ZM185 189H186V188H185ZM204 189H205V187H204ZM217 189H218V188H217ZM13 190H15V189H13ZM106 190H107V189H106ZM143 190H144V189H143ZM145 190H147V189H145ZM166 190H169V189H166ZM189 190H190V189H189ZM222 190H223V189H222ZM251 190H252V189H251ZM151 191H152V190H151ZM163 191H165V189H164ZM163 191H161V192H163ZM186 191H187V190H186ZM198 191H199V190H198ZM198 191H197V192H198ZM13 192H14V191H13ZM92 192H93V190H92ZM130 192H131V191H130ZM144 192H145V191H144ZM146 192L148 193V191H146ZM182 192H183V191H182ZM188 192H189V191H188ZM195 192H196V191H195ZM258 192H259V191H258ZM263 192H264V191H263ZM16 193H17V192H16ZM132 193H133V192H132ZM165 193H166V192H165ZM190 193H192V192H190ZM18 194H20V192H18ZM144 194L146 195V193H144ZM168 194H169V192H168ZM192 194H193V193H192ZM15 195H16V194H14V196H15ZM92 195H93V194H92ZM106 195H107V194H106ZM115 195H116V194H115ZM170 195H171V193H170ZM170 195L168 196V198L170 197ZM173 195H174V194H173ZM93 196H95V194H94ZM142 196H143V195H142ZM146 196H147V195H146ZM146 196H145V197H146ZM161 196H163V195H161ZM174 196H175V195H174ZM7 197H8V196H7ZM12 197H13V196H12ZM17 197H19V196H17ZM74 197H75V196H74ZM101 197H102V196H101ZM145 197H144V198H145ZM263 197H264V195H263ZM9 198H10V196H9ZM142 198H143V197H142ZM142 198H141V199H142ZM144 198H143V199H144ZM175 198H178V197H175ZM186 198H188V197H186ZM11 199H12V198H11ZM11 199H10V202L13 200V199H12V200H11ZM15 199H16V198H15ZM111 199H112V198H111ZM111 199H110L109 202H108L109 204H110V201L113 200V199H112V200H111ZM115 199H116V197L114 198V200H115ZM148 199L150 200V198H148ZM164 199H166V198H164ZM169 199H172V198H169ZM179 199H180V198H178L177 201H181V199H180V200H179ZM204 199H205V197H204ZM257 199H258V198H257ZM40 200H41V199H40ZM137 200H138V199H137ZM162 200H163V199H162ZM162 200H161V201H162ZM166 200H167V199H166ZM186 200H187V199H186ZM186 200H185V201H186ZM218 200H219V199H218ZM254 200H255V199H254ZM6 201H7V200H6ZM6 201H5V202H6ZM79 201H80V200H79ZM115 201H116V200H115ZM118 201L120 202L119 199H118ZM118 201H116V202H118ZM121 201H122V199H121ZM139 201H141V200H139ZM139 201H138V202H139ZM146 201H148V200H145V202H146ZM168 201H170L171 203H170V204H169V203H166V204H167V205H172L173 202H172L171 200H168ZM177 201H176V203H177ZM225 201H226V200H225ZM258 201H259V200H258ZM116 202H115V203H116ZM122 202H124V201H122ZM164 202H165V201H164ZM164 202H163V203H164ZM227 202H228V201H227ZM260 202H261V201H259L258 203H260ZM12 203H13V202H12ZM60 203H61V202H60ZM79 203H80V202H79ZM136 203H137V202H136ZM163 203H161V204H163ZM262 203H263V202H262ZM68 204H69V203H68ZM120 204H121V202H120ZM139 204H141V203H139ZM2 205H3V204H2ZM28 205H29V204H28ZM48 205H49V204H48ZM117 205H118V204L116 203V205H115L116 208H117ZM128 205H130V203H129V204L126 203V204L123 205V206H124V209H123L124 211H122V213L120 212L121 214H123V215L125 214V216L129 215V212H128L129 209H128V207H127ZM142 205H143V204H142ZM145 205H146V204H145ZM164 205H165V204H164ZM220 205H221V204H220ZM255 205H256V203H255ZM18 206H19V205H18ZM108 206H109V205H108ZM110 206H111V205H110ZM119 206H120V205H119ZM130 206H131V205H130ZM134 206H135V205H134ZM221 206H222V205H221ZM258 206H259V205H258ZM1 207H2V206H1ZM15 207H17V206L15 205ZM84 207H85V206H84ZM132 207H133V206H132ZM214 207H215V206H214ZM3 208H4V207H3ZM20 208H21V207H20ZM72 208H73V207H72ZM133 208H134V207H133ZM164 208H165V207H164ZM192 208H193V207H192ZM192 208H191V210H192ZM203 208H204V207H203ZM221 208H222V207H221ZM221 208H220V209H221ZM234 208H235V207H234ZM234 208H233V209H234ZM250 208H251V207H250ZM0 209H1V208H0ZM6 209H7V208H6ZM8 209H10V208H8ZM34 209H35V208H34ZM60 209H61V208H60ZM75 209H76V207H75ZM119 209H122V206L119 207ZM131 209H132V208H131ZM135 209H136V208H135ZM161 209H162V208H161ZM4 210H5V208H4ZM10 210H11V209H10ZM14 210H15V209H14ZM25 210H26V209H25ZM84 210H86V209H84ZM136 210H137V209H136ZM149 210H150V209H149ZM157 210H158V209H157ZM182 210H183V209H182ZM186 210H187V209H186ZM188 210H190V209H188ZM223 210H224V209H223ZM251 210H252V209H251ZM38 211H39V210H38ZM46 211H47V210H46ZM130 211H131V210H130ZM24 212H26V211H24ZM76 212H77V211H76ZM115 212H119V211H115ZM160 212H161V211H160ZM189 212H190V211H189ZM195 212H196V211H195ZM195 212H194V213H195ZM201 212H202V211H201ZM255 212H256V211H255ZM108 213H110V211H109ZM197 213H199V212H197ZM27 214H28V213H27ZM60 214H61V213H60ZM110 214H111V213H110ZM118 214H119V213H118ZM131 214H132V213H131ZM38 215H39V214H38ZM119 215H120V214H119ZM123 215H121V216H122V217H125V216H123ZM151 215H152V214H151ZM186 215H187V213H186ZM186 215H185V216H186ZM194 215H195V214H194ZM203 215H204V214H203ZM240 215H241V214H240ZM34 216H35V215H34ZM107 216H108V215H107ZM109 216L113 217V215H109ZM121 216H118V215L116 216V215H114V217L112 218V221H116L117 219L120 220V219H121ZM156 216H157V215H156ZM177 216H178V215H177ZM58 217H59V216H58ZM119 217H120V219H119ZM239 217H240V216H239ZM246 217H247V216H246ZM263 217H264V216H263ZM4 218H5V217H4ZM49 218H50V217H49ZM99 218H100V217H99ZM99 218H98V219H99ZM108 218H109V217H108ZM127 218H128V216L126 217V219H127ZM244 218H245V217H244ZM104 219H106V218H104ZM110 219H111V218H110ZM124 219H125V218H124ZM126 219H125V220H126ZM150 219L153 220L152 218H150ZM234 219H235V218H234ZM2 220H3V218H2ZM49 220H50V219H49ZM82 220H83V219H82ZM85 220H86V219H85ZM122 220H123V218H122ZM128 220H129V218H128ZM168 220H169V219H168ZM185 220H186V217H185ZM246 220H247V219H246ZM246 220L244 221L245 223H247ZM25 221H26V220H25ZM27 221H28V220H27ZM58 221H59V220H58ZM58 221H57V222H58ZM102 221H103V220H102ZM166 221H167V220H166ZM213 221H214V220H213ZM224 221H225V220H224ZM228 221H229V220H228ZM233 221H234V220H233ZM31 222H32V221H31ZM217 222H218V221H217ZM7 223H8V222H7ZM17 223H18V222H17ZM88 223H89V222H88ZM105 223H106V221H105ZM124 223H126V222L124 221ZM158 223H159V222H158ZM222 223H223V222H222ZM131 224H132V223H131ZM163 224H164V223H163ZM163 224H162V225H163ZM167 224H168V223H167ZM85 225H86V224H85ZM99 225H100V223H99ZM108 225H109V224H108ZM134 225H135V222H134ZM173 225H174V223H173ZM177 225H178V224H177ZM219 225H220V224H219ZM229 225H230V224H229ZM229 225H228V226H229ZM251 225H252V224H251ZM263 225H264V224H263ZM0 226H1V225H0ZM67 226H68V225H67ZM100 226H101V225H100ZM117 226H118V225H117ZM126 226H127V225H126ZM136 226H137V225H136ZM168 226H169V224H168ZM247 226H248V225H247ZM2 227H3V226H2ZM62 227H64V226H62ZM81 227H82V226H81ZM134 227H135V226H134ZM141 227H142V226H141ZM158 227H159V226H158ZM260 227H261V226H260ZM60 228H61V227H60ZM171 228H172V227H171ZM36 229H38V228H36ZM77 229H78V228H77ZM132 229H133V228H132ZM134 229H135V228H134ZM166 229H167V228H166ZM199 229H200V228H199ZM239 229H240V228H239ZM247 229H248V228H247ZM28 230H29V229H28ZM138 230H139V229H138ZM169 230H170V229H169ZM172 230H173V229H172ZM259 230H261V229H259ZM100 231H101V230H100ZM126 231H127V230H126ZM132 231H133V230H132ZM212 231H213V230H212ZM232 231H233V229H232ZM250 231H251V230H250ZM261 231H262V230H261ZM16 232H17V231H16ZM139 232H140V231H139ZM139 232L137 231V233H139ZM142 232H143V231H142ZM144 232H145V231H144ZM181 232H182V231H181ZM235 232H237V230H236ZM235 232H234V233H235ZM248 232H249V231H248ZM18 233H19V232H18ZM21 233H22V232H21ZM21 233H20V234H21ZM26 233H27V232H26ZM152 233H153V231H152ZM173 233H176V232L174 231ZM184 233H185V232H184ZM24 234H25V233H24ZM71 234H72V233H71ZM134 234H136V233H134ZM180 234H181V233H180ZM182 234H183V233H182ZM223 234H224V233H223ZM15 235H16V234H15ZM22 235H23V233H22ZM36 235H37V234H36ZM104 235H105V234H104ZM125 235H127V234H125ZM139 235H141V234H139ZM170 235L172 236L171 233H170ZM236 235H237L236 237H238L239 234H236ZM248 235H249V234H248ZM261 235H262V234H261ZM263 235H264V234H263ZM24 236H25V235H24ZM29 236H30V235H29ZM80 236H81V235H80ZM152 236H153V235H152ZM225 236H226V235H225ZM230 236H231V235H230ZM251 236H252V235H250V237H251ZM256 236H257V235H256ZM140 237H141V236H140ZM140 237H139V238H140ZM160 237H161V236H160ZM181 237H182V236H181ZM189 237H190V236H189ZM240 237H241V236H240ZM16 238H17V237H16ZM34 238H35V237H34ZM81 238H82V237H81ZM130 238H131V236H130ZM168 238H169V237H168ZM183 238H184V237H183ZM190 238H191V237H190ZM234 238H235V237H234ZM258 238H259V237H258ZM260 238H261V237H260ZM66 239H67V238H66ZM163 239H164V238H163ZM188 239H189V238H188ZM224 239H225V238H224ZM122 240H123V239H122ZM229 240H230V239H228V241H229ZM235 240H236V238H235ZM58 241H59V240H58ZM79 241H80V240H79ZM177 241H178V240H177ZM228 241H227V242H228ZM233 241H234V239H233ZM248 241H249V240H248ZM77 242H78V241H77ZM121 242H123V241H121ZM160 242H161V241H160ZM230 242H231V241H230ZM252 242H253V241H252ZM7 243H8V242H7ZM9 243L12 245L11 242H9ZM70 243H71V242H70ZM80 243H81V242H80ZM99 243H101V242H99ZM153 243H154V242H153ZM200 243H201V242H200ZM231 243H232V242H231ZM245 243H246V242H245ZM245 243H244V244H245ZM21 244H22V243H21ZM191 244H192V243H191ZM203 244H204V242H203ZM247 244H248V243H247ZM37 245H39V243H38ZM184 245H185V244H184ZM208 245H209V244H208ZM219 245H220V244H219ZM235 245H236V241H235ZM251 245H252V244H251ZM253 245H254V244H253ZM8 246H9V245H8ZM40 246H41V245H40ZM94 246H96V245H94ZM193 246H194V245H193ZM38 247H39V246H38ZM62 247H63V246H62ZM96 247H97V246H96ZM138 247H139V246H138ZM215 247H216V246H215ZM226 247H227V246H226ZM226 247H225V248H226ZM254 247H255V246H254ZM16 248H17V245H16V246H11V247H9L7 250H4V252H5V253H8V252H11V251L15 250ZM59 248H60V247H59ZM92 248H94V247H92ZM146 248H147V247H146ZM204 248H205V247H204ZM218 248H219V247H218ZM221 248H222V247H221ZM248 248H249V247H248ZM248 248H247V249H248ZM37 249H38V248H37ZM133 249H134V248H133ZM212 249H213V248H212ZM238 249H239V248H238ZM122 250H123V249H122ZM124 250H125V249H124ZM144 250H145V249H144ZM169 250H170V249H169ZM227 250H228V249H227ZM53 251H54V250H53ZM89 251H91V250H89ZM136 251H137V250H136ZM139 251H140V250H139ZM145 251H146V250H145ZM147 251H148V250H147ZM147 251H146V253H147ZM183 251H184V250H183ZM186 251H187V250H186ZM223 251H224V249H223ZM242 251H243V250H242ZM246 251H247V250H246ZM246 251H245V253H246ZM1 252H3V251H1ZM48 252H49V251H48ZM76 252H77V251H76ZM112 252H113V251H112ZM181 252H182V250H181ZM181 252H180V253H181ZM231 252H232V250H231ZM49 253H50V252H49ZM121 253H122V252H121ZM137 253H138V251H137ZM142 253H143V252H142ZM180 253H179V254H180ZM235 253H236V252H235ZM243 253H244V252H243ZM245 253H244V254H245ZM70 254H72V253H70ZM88 254H89V253H88ZM90 254H91V252H90ZM103 254H104V253H103ZM124 254H126V253H124ZM148 254H149V253H148ZM197 254H198V253H197ZM204 254H206V253H204ZM225 254H226V253H225ZM228 254H229V253H228ZM241 254H242V253H241ZM94 255H97V254H94ZM98 255H99V254H98ZM137 255H138V254H137ZM141 255H142V254H141ZM168 255H170V254H168ZM230 255H231V254H229L228 257H229ZM232 255H233V254H232ZM263 255H264V254H263ZM1 256H2V255H1ZM120 256H121V255H120ZM161 256H162V255H161ZM243 256H244V255H243ZM47 257H48V256H47ZM47 257H46V258H47ZM66 257H67V256H66ZM72 257H73V256H72ZM116 257H117V256H116ZM248 257H251V256H248ZM63 258H64V257H63ZM91 258H94V257H91ZM131 258H132V257H131ZM145 258H146V257H145ZM149 258H151V257H149ZM153 258H154V257H153ZM163 258H164V257H163ZM209 258H210V257H209ZM94 259H95V258H94ZM146 259H147V258H146ZM154 259H155V258H154ZM167 259H168V258H167ZM172 259H173V258H172ZM243 259H247V258H243ZM260 259H261V258H260ZM31 260H32V259H31ZM45 260H46V259H45ZM45 260H44V261H45ZM49 260H50V259H49ZM88 260H89V259H88ZM136 260H137V259H136ZM147 260H148V259H147ZM161 260H162V257H161ZM164 260H165V259H164ZM164 260H163V261H164ZM211 260H212V259H211ZM239 260H241V259L239 258ZM58 261H59V260H58ZM139 261H140V260H139ZM142 261H143V260H142ZM144 261H145V259H144ZM151 261H152V260H151ZM158 261H159V259H158ZM173 261H174V260H173ZM177 261H178V260H177ZM177 261H176V262H177ZM67 262H68V261H67ZM74 262H75V261H74ZM97 262H98V261H97ZM102 262H103V261H102ZM149 262H150V261H149ZM152 262H153V261H152ZM182 262H183V261H182ZM190 262H191V261H190ZM193 262H194V261H193ZM216 262H217V261H216ZM59 263H60V262H59ZM88 263H89V262H88ZM98 263H99V262H98ZM186 263H187V262H186ZM207 263H208V262H207ZM73 264H74V263H73ZM120 264H121V263H120ZM153 264H154V263H153ZM177 264H178V263H177ZM181 264H182V263H181ZM191 264H192V263H191Z\"/></svg>", "mask_w": 264, "mask_h": 264}]
</instances>
